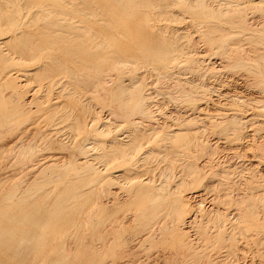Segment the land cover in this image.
Returning <instances> with one entry per match:
<instances>
[{"label":"bare ground","instance_id":"1","mask_svg":"<svg viewBox=\"0 0 264 264\" xmlns=\"http://www.w3.org/2000/svg\"><path fill=\"white\" fill-rule=\"evenodd\" d=\"M209 1L210 3L213 4V2H211L212 0H0V260L9 259L8 261L1 260L0 264H11L12 263L11 261L15 262V263L13 262V264H24V259H32L29 262V264H114V263H117L116 260L113 261L112 259H115L118 253H119L118 260H120V258L122 257L124 258L125 253L124 255H121L123 252H120L122 250V247L128 246V245L129 246L132 245L131 249L132 247H137L138 245L137 243L139 242V241H135V239L137 240V233L143 232L142 230L141 232H137L135 230L139 228V225L137 228L136 226L137 224L134 226L136 221L135 223H132V222L129 223L130 219L129 220L127 219L126 221V218H124L123 216L125 215V212L127 211L130 212L133 210H136L137 212L136 211L135 212L137 213L138 216H140L139 220L136 219L137 222L139 221L140 225L143 227L142 229H144V232L146 231L143 234L144 236L142 237L145 238L146 236V239H148L147 237L148 236L150 237L152 230L154 229L153 231H155L156 228H153V227L157 224V222L161 220L160 221L161 225H164L165 222L162 224V221H165V219L162 220V216L163 218L167 216L166 218L169 217L168 220H170L169 221L170 227H168L169 225L168 226L166 225L165 230H167V227H168V230L169 228L171 229L170 230L171 233L168 235V237L166 236L167 238L164 239L165 236L161 238L160 236L164 234L163 228L165 227L161 226L160 223L158 222L159 225L162 227L161 231L163 230V232H161L160 235L158 234L160 237L159 239L161 241L162 239H164L165 242L168 241V240L166 241V239H169L170 243L174 242V244H176L177 246H179L177 243L182 242L185 246V250L181 246L183 255L185 254L184 251H186V248H188L189 251L190 250L192 251L195 249L196 251H198V253L200 252V250H197L199 248L197 249L195 248L197 247V245L196 243L195 244L193 243V239H190L189 237L190 240H188L187 235L189 234L184 232L186 230V227L184 226H186L185 224L187 223L186 217L192 214L190 213L192 210L194 211L195 214L202 210V205H203L202 199H203V196L206 195L205 194L206 192L204 193L202 191H206V188L205 190L200 189V188L204 185L205 183L204 179L206 176L208 177L209 174L207 175L204 174L206 175L204 177V175L201 172L199 173L198 171L194 170L191 172V176H190L191 179H189L185 183L180 182L176 186L175 185L170 186L167 183L160 184L158 182L159 184H156L154 179L150 176L140 179L141 176H136V175H133L132 173L129 174V172L135 169L136 167L135 165H137L138 162L139 163L142 162L144 165H151L152 163H158L157 164L158 167L160 166L161 162L163 163L166 162L164 170L167 169V171L171 172V169L174 167V165L177 162V159L174 156V153L176 152L174 150H170V151L160 150L159 151V148L161 147V143L163 142L165 143L169 142L172 144L173 143L180 144L179 146L184 151V155H186L185 151L186 152L189 151L190 147L194 145L195 142L198 146V147L196 146L195 147L199 149L198 151L196 150V152H199L200 150H203V149H204L203 150L204 152L205 149L208 147V145L206 146V144L204 143L205 141L204 142L196 141L197 140L196 129L199 127L195 126L196 129H194L193 124H196V121L198 120L199 116L194 115L195 117H192L189 120L184 119L182 116H181L182 118L179 117L177 119H174L176 118L174 117L173 119L175 120V122L173 123L169 124L168 122H166V120H164L165 122L162 124L161 123L159 124L158 121L155 124L154 122L155 120H157V117H158V116L156 117L157 115L156 113L160 112L161 107H159V105L157 107L158 103H154L152 101L153 98L152 100H148V99H150V97H152L151 95L154 94L152 92L153 90H155L154 85L156 83V86H158L157 84L161 85L160 88H162L163 92L161 91V89L156 87L157 91L158 92L160 91L162 94L163 93L166 94V96L164 95L165 97L169 96V98H172L173 102L175 101V103L177 102V104L178 103L181 104V105L179 104L178 106H182L183 104V106L186 105L187 107H189L188 111L191 108V110H196V111L198 110L200 112H204V109L206 108L202 106L204 104L207 105L206 102L208 100L209 95L212 96L214 93L216 95L217 91L216 92L213 91L214 92L213 94L209 93V88L212 87L211 89L213 90L215 84L214 86H211V84H208L209 82L207 83V80L206 82L203 80L205 78L202 77L201 75L202 72H199L200 70L197 72L198 67L200 69V66L202 67V64L204 65L203 69H209V68L212 69L211 67H208L207 65L208 60L207 62L205 61L206 64H204L203 58L201 59L202 61L200 60L201 56L205 54V57H207L206 53H210V52L199 50L200 53L202 52V54L203 53L204 54L203 55L200 54L201 55L200 57L199 55H196L197 58H195L191 52H188L189 50L186 49V52L183 51V48L186 45V41L188 43L193 41V39L191 40L192 37H190L189 35H186V34H190L188 31L189 29L188 30L186 29L187 26L185 27V30L188 31L187 33L185 31L186 34H182V33L178 34L177 31L180 30L181 29L180 28L177 31H175L173 35L171 32L170 37L167 36L166 38L165 35L163 36V34L166 33L167 29H176L172 26L175 24H171V23L172 22L178 23V21H176L177 19L179 20L182 19L184 20V22L186 21V19L188 20L191 19V21L192 20L193 21L190 23H192L193 25H196L195 23L197 22V24L200 25L201 27L207 26L209 28V29L207 28L208 30L206 29L207 31L204 30L205 28L204 29L202 28L203 31L201 29V31L203 32V34L200 33V35H202L201 37H203L204 35L203 37L205 38L204 42H207V44L210 45L209 47L214 46L215 44V47L217 48V50H219V52L222 50L223 57L224 55H225V58L227 57L226 59L225 58L224 59L227 60L229 58L232 60V61L230 60L232 63L230 62L229 64L231 65L235 64L236 66H241L244 61L242 62L240 60L241 58L236 59V57L239 54H240L239 55L240 57L242 56V59L246 60L247 58H249L248 56L250 55H248L247 58L245 56L247 54H250L251 47L254 48V45L249 48L250 51L249 49L247 50L245 48L249 53H247L246 51V55L243 56V53L245 54V51H244L245 49L241 50V51H244L241 54L239 52L241 49L240 44H242V42L245 43L246 41L245 39H243L245 42L239 41V43H237V40L239 37H240L239 40L242 39L241 36H243L245 32L243 31L244 34L243 35L241 34L240 36H238L237 34H239L240 32L233 31V30L234 29L236 30L237 28L240 29L241 31L244 30V26L246 25V23L250 22L248 21L247 13L249 10L251 11V9L253 8L255 9V12L257 11L261 13L264 19V0H246L247 2L242 1L240 3L239 2L237 3V0H235L236 2H233V0L232 2L230 0H227V1L226 0H219V1L215 0V1H218L216 3L217 5L218 3L222 4L223 2H229V3L231 2L232 4L230 5L236 7V8L234 7V9L232 8L231 9L230 8L219 9L218 6L220 5L217 6V9H215L213 5L212 6L214 8L213 9L209 6L211 5ZM245 3L246 4L248 3V7L245 5L246 8L244 9L243 5ZM174 8L178 9L177 11L179 12V14L176 15V13L173 11ZM254 9H253V12H254ZM257 12L256 14H258ZM151 16H155V18L152 19ZM249 16H251V14ZM154 19H156L159 22V24L160 22L163 23L161 25H163L164 30L160 29L159 33L161 32V37L158 35L159 39L158 37L155 38V35L157 33H155L154 31L156 28L155 27L156 25L153 22ZM263 19L261 20L264 21ZM222 21L225 23H223ZM257 21H256V25L257 23H259ZM180 22L178 24H181ZM216 22H219V23L222 22L221 23L222 27H223V24L226 25V23H228L230 24V27L234 29L227 30L225 29L227 27L222 28L221 25L218 26ZM253 22L255 21L253 20ZM251 24L253 25V23L248 24V27H249L248 29L252 27ZM189 26L191 27V24ZM258 26H260V24H258ZM258 26L257 27L254 26V27L257 30H259L258 31L260 32L259 35H257L258 34V32H256L257 30L254 31L255 29L252 27L253 28L252 32L257 33V34L255 33V35L257 36L253 37V41L256 42L257 44L260 41H262L264 37V31H263L264 29L263 30L259 29L263 26V24L259 28ZM195 27L198 28V32H199L201 27L197 25ZM193 30L191 29V31ZM193 33L195 34V31ZM246 33H250V32L248 31ZM187 36L190 37L188 39L189 41L186 40ZM194 36H197V35H194ZM234 36L238 37L236 41L235 39H233ZM198 39H200V36ZM200 40H196V41H200ZM228 41H231V44L234 42L233 45H235V43L238 46L240 45L239 51H238V46L236 45L235 46L237 50L236 48L231 49L234 47H232L233 45H231L230 47V42ZM247 41L250 42L249 40ZM201 42L202 41H200L199 43ZM192 43L190 44L192 45ZM228 43H229V46H228ZM251 43L253 44L252 41ZM249 44L250 43L248 44L246 43L245 45L243 44L242 47L244 48L246 45H249ZM191 45L190 47L193 46L192 49L194 50H195L194 47H196V49L198 48L195 45H192V46ZM202 45H205V43ZM186 46L188 48V44ZM207 46L205 47L206 49H207ZM260 47L261 46H259V48ZM201 48H203V46ZM256 48L258 49V47ZM263 48L261 47L260 49H263ZM260 49H258L259 52L261 51ZM217 50L216 51L214 50V51L217 52ZM195 52L196 51H194V53ZM215 52L212 54L214 55ZM190 54L194 58L190 56ZM212 54L210 53L211 56ZM254 54L252 56V51H251L252 58L250 59L251 60L253 59L252 61H256L257 64H261L262 66V64L264 63V55H263L264 53L263 54L260 53V55H257L258 56L257 59L254 57ZM209 60L211 61L212 59H209ZM210 61H209V64H211ZM247 61L248 59L244 63H246ZM227 63L226 65H228ZM216 64L215 65L211 64L210 66L212 65L216 66ZM248 64H253V63L248 62ZM193 65L196 66L197 69L196 67H193V70L192 69L190 70V68ZM183 66L185 67V69H182L183 71L184 70L187 71L188 68L186 67H189V70H190L189 73L191 71L192 73L196 71L198 75L200 74L202 77V79L200 77L199 78L203 80V82L208 84V86L210 85L211 87L210 86L208 87L206 86V84L201 83L200 79H199L200 81L195 80L198 78V76L194 79L195 81L193 82L187 80L186 76L188 75H186V72L185 73L183 72L182 73L183 75H181V73L180 74L178 73L179 75H181V77L178 76L179 77L178 78L176 76V70L179 68L181 69V67ZM205 66L208 68H205ZM145 67L146 68L150 67L148 69L152 68L154 72L152 70L151 71L155 74L154 85L149 83L150 85H153V88L149 87L153 89L151 92L152 94L149 92L151 94L150 96H148L149 94L147 95L148 90L146 93L147 87L145 88V86L147 85L144 84L145 83L144 81H146L145 79L146 77L143 78L145 80L142 79L144 82L143 83L142 80L140 79V77L142 76L141 74L140 76L137 75L139 78L135 76L134 77L131 76L132 73L134 75V73L136 74V72H140L138 70L145 68ZM234 67L233 68L229 67L230 69L228 71H230L231 69L233 70ZM217 68H214V71L210 70L211 72L209 71L205 75L209 76L210 74V76H212L213 74L211 75V73H214V72L217 73L216 71H219ZM126 70H127V73L131 72L130 73L131 74L130 76L132 77L131 79H130V76H128L129 74H127L126 72L125 74L128 79L127 80L125 79L126 76L124 78L125 80L122 78L124 77L122 76L124 75L123 72ZM221 70L222 69H220V72ZM143 71L146 72V70H143ZM114 73L117 74L115 78L112 77L114 76ZM120 73L122 75H120ZM148 73L147 75L151 76L149 75L150 73L149 74ZM142 74L144 75V73ZM259 74L261 76L262 81L264 82V70L260 69ZM184 75L185 77L182 78ZM110 79H112L111 80L112 82L113 81L115 82L113 83L116 84L115 85L116 87H114V84L109 81ZM152 79H153V75H152ZM211 79H213V77H211ZM216 80L218 81V79ZM108 82L112 84V86L114 87L113 89H112V86ZM106 83L109 84L110 89L104 88ZM219 83H221V80L219 81ZM185 84L186 86H184ZM187 84L188 86L189 85L190 86L187 87ZM221 86H224V85H221ZM151 89H149V91H151ZM221 89L220 91H222ZM232 92L233 91H231V93ZM224 93L225 91L223 92V94ZM83 94H86L85 97L83 96ZM159 95L156 94V96H159ZM227 97H230V96H227ZM263 98L261 97L258 99L261 100ZM211 100L212 99H210V101ZM230 100H233V97ZM166 101L168 100L166 99ZM226 101H223L224 104L226 103ZM250 101L251 100H249V103H252V105L255 103L258 104L259 102V100H256V102L254 100V103L253 101L251 102ZM150 102H153L154 105ZM161 102L163 104V100L160 101V103ZM170 102H172V100H170ZM218 103L221 104L220 101ZM236 103H239V105L241 104L240 102H236ZM236 103H233V104H236ZM263 103L259 102V104L257 105L259 110L264 109ZM220 104H218L219 107L224 106V104L222 105ZM242 104H245V107H246V103L243 102ZM152 106L153 107L155 106L157 109L155 107H154L155 109H153ZM169 106L171 105L169 104ZM178 106L177 108L179 109ZM229 106L228 108L232 109L234 105L233 106L229 105ZM103 107H106V109H108V113H109V110L112 111L109 114L113 115V117L114 115L118 116L117 117L118 119L117 118L115 119L117 121L119 120L118 122H120V120L126 121V122L123 121L124 123H126L124 125H126L130 129L129 132L124 131L127 134L126 137H124L123 135V138H122L121 136L117 135L119 134L118 131L120 130L119 129L120 127L121 129L125 128L124 125L116 124L117 122L115 123V121L113 122L109 118H108L109 120H107L105 116H103L105 117L103 120V117L100 115L101 113L99 114L100 111H98L99 110L98 108H103ZM172 107L174 108V106ZM206 107L208 108V106ZM226 107L223 109L229 110ZM250 107L249 105H247L248 110ZM210 108L211 106L209 107V110ZM238 108H240L238 109L239 110L238 112L240 114L241 107L239 106ZM255 108L254 110L257 111L256 113H259L258 109H255ZM185 109L187 110V108H184V110ZM234 109H235V106H234ZM212 110H214L213 106H212ZM212 110L210 111L212 112ZM243 111L241 113L246 115V113H244ZM200 112H198L197 115H199ZM211 112L208 113L207 111H205L204 114L208 113L209 115ZM235 112L237 113L236 110L224 112L225 115L229 114L230 118L228 121L225 118L227 122L224 125L222 123V132L223 131L225 132L228 130H231V131L234 130L235 135L233 136V138L236 136L237 133H238L237 136L239 137L236 136L234 139H232L230 136L229 137L233 140V142L234 141L241 142L244 136L241 137L242 132H241V135H239L240 134L239 131L243 123L242 122L243 119H247V118L246 117L242 118L244 116L240 117L241 115L239 116ZM246 112L248 111L246 110ZM260 112H263L264 114V111H260ZM222 113L223 112H221V114ZM251 113H253V111ZM98 114L101 116V118L98 117L99 116ZM163 115H165V113ZM186 115L188 116V114ZM214 115H216V113H214ZM220 115L218 117H220ZM136 116H138V118H141L142 125L144 126V128H141L139 130L140 131L139 133L134 131V127H136L134 126L135 122L132 123L130 121V119L132 118L134 119V117ZM202 116L205 117V115H202ZM109 117L111 118V116ZM206 117L211 118L207 115ZM222 117H225V116L222 115ZM163 118L168 119L167 117L166 118L163 117ZM213 118L215 120V116H213ZM202 119L207 120L206 118H202ZM251 119H254V118H251ZM135 120L136 119H134V121ZM153 120L154 122H152ZM168 120H170V117ZM220 120L218 118L217 122ZM139 121L137 120V122ZM222 121H223V118H222ZM257 121L259 122V120H256V122ZM260 123H258L260 127H257V123L254 122V124H256V127L258 129L262 128L261 124H263V122L261 124ZM217 124H220L221 126V123L218 122ZM197 125H200V124H197ZM251 125L252 124L250 122L249 126ZM216 126L218 128V125ZM245 127H242L244 131H246ZM215 128H213V130H211L210 128L209 131H206V132L207 133L209 132V134L212 137V133L214 132V130L216 132L217 128L216 129ZM249 128L252 129L253 127H249ZM257 128L255 130H257ZM206 129L208 130L207 127ZM210 131L211 132L213 131V132L211 133ZM112 133H113V136L111 135ZM122 133H120V135ZM226 133H224V135L222 134L223 137L226 135ZM114 134H116L117 136H114ZM219 134L221 133L218 132L217 135ZM252 134L254 135V134H259V133H252ZM227 136L226 138H228ZM261 136L264 137L263 135ZM261 136L260 138L258 135L256 137H258V139H261L262 138ZM108 137H110L111 139L107 140ZM214 138L212 137V139L215 141V139L217 140L221 137L219 138L217 137L215 139ZM245 139H248V137L247 138L245 137ZM227 141L228 140H226V142ZM259 141H258V144L260 143L262 144L261 140ZM262 141L264 140L262 139ZM212 142L208 144L211 146ZM222 144L226 145L225 142H222ZM255 144L253 145L254 147L258 145V144L256 145ZM261 144L258 145V147L260 146L261 149L264 150L262 148V146L264 145L261 146ZM226 146H228V144ZM144 148L147 150H144ZM255 148H257V146ZM176 149H177V146H176ZM243 149L244 148H242L241 150V147H240V151H242L241 152L242 154L245 152V150ZM165 150H169V149H165ZM230 150L233 151L234 148L231 149L230 147ZM257 150L259 149H256V151ZM246 151H248V149ZM206 152H209V151L206 150ZM216 152H218L217 149H216ZM236 152L234 151L233 155L232 154L231 155L235 157L234 154ZM255 152H254V155L257 153ZM259 152H260V155H258L257 157L262 156L261 153H263V156H264V152H262L261 150ZM10 153H13V154L15 153V157L14 158L12 157L13 158L12 160H11V157L9 156ZM199 153H201V151ZM251 154L250 156L253 158L254 155L252 156ZM201 155L202 154H200L199 156ZM243 155L242 157L246 156V155L245 156ZM202 156L203 157L205 156L204 153ZM207 157L209 156H206V158ZM212 158L213 157H210V159ZM230 159L231 158H229V160ZM206 160H208V158ZM226 160L228 162V158ZM188 161L190 163V161H193V160L189 159ZM224 162L225 160L222 162V164ZM230 162L228 163L231 164L232 162L231 163ZM195 163L196 162H194V164ZM203 164H204V161H203ZM229 164H227V166ZM239 164L240 163H238V166L240 167H238L237 169L241 172L244 169H242L241 165ZM244 165H242V167H244ZM250 165L251 164L248 165L249 168L256 164L252 163V165L251 166ZM204 166H209V165H204ZM219 166L221 167L222 165H220L219 163ZM227 166L225 164L224 167H227ZM231 166H234V165H231ZM235 166L237 165L235 164ZM209 167H212V166H209ZM224 167H221V169ZM229 167H227L228 169L225 168L226 171L231 170L229 169ZM160 168H161V171H163L162 164ZM231 168L234 171H236L235 170L236 168L235 169L233 167ZM211 169H214V167ZM253 169H257V168L254 167ZM208 170H210V168ZM238 170L236 171V173L239 172ZM249 170L246 169L243 172H246ZM254 172L255 171H252V173ZM19 173H21V176L23 173L22 179L15 180V177H17ZM221 173L223 175L224 172H221ZM225 174L226 173H224V175ZM247 174L249 176L248 172ZM253 175L254 174H252L251 176ZM229 176L232 177L231 175ZM238 176H239V179L242 180L243 176L240 174H238L237 177L235 178L238 179ZM256 176L258 178V174ZM209 177L211 180V176ZM209 177H208V180H209ZM225 178L226 177L224 176V179ZM232 178H234V176ZM243 178H245V176ZM246 178H245V182H248ZM261 178L259 179L255 178L256 179L255 181L259 180L260 182L263 183L264 178L262 179L263 181L260 180ZM250 179L251 181L254 182V179L253 180L252 178ZM226 180H227L226 181L227 183L228 179ZM229 181H231V179ZM259 181H257L258 182L257 185H259L260 183ZM220 182L218 183L217 181L218 184H220ZM245 182H243V184ZM249 182L248 184H250ZM253 182L251 183L252 185H254V188H255V186L257 185H256V182H254L255 184H253ZM227 184L229 185V182ZM223 185L224 186H222V183H221V186L225 190L229 188V186L225 188V184ZM233 185H237V182L236 184L234 182ZM112 186L116 187L117 189L112 191L111 189L113 188ZM126 186L127 187L129 186V188L127 190V195L126 196L124 195L125 196V200H124V198H121L117 194V192H118V188L119 189L122 188V190L123 189L125 190ZM243 186L244 187L248 186L246 188H249L250 185L244 184ZM219 187L220 185H218L219 191L224 190L223 188H221L222 190H220ZM231 189L230 191H228L229 189H227L226 190L227 192H224L223 194L225 195L226 193L227 195L228 192L229 193L231 192ZM233 189H235V187H233ZM239 189L241 188H239L238 186V190ZM244 189H241V190L244 191ZM257 189L255 188V191ZM122 190H119V192H121ZM236 190H237V186H236ZM248 190H251V189H248ZM253 190H252V195L255 192ZM260 191L263 192L261 188H260ZM238 192H237V195H239ZM203 193L205 195H203ZM213 194H217V193H213ZM240 194L243 197L245 193L244 194L240 193ZM246 194L244 196H246L245 199L247 201V198L249 199V197L251 196V193L249 197H247L248 195ZM218 195H214L215 197L212 196L213 200L219 197L221 199V193ZM233 195L235 196V194ZM225 197L226 196H224L223 198ZM199 198H201V202H199ZM235 198H232L234 201L231 200V202H235ZM191 200H194V201H191ZM242 200L243 199L241 198L239 202ZM252 200L251 202L253 203H249V201L248 203H245L244 202L245 200L243 201L245 207H244V211H242L243 212L242 218L239 220V222H238V219L235 218L234 214L236 213L234 214L232 213L235 218V220H232V221L234 222L237 220L239 225L237 226L236 224L237 222L233 223L231 220L230 221L233 223V225L239 228V231H240L239 233L242 235L240 236L241 239H238L236 237L239 241L235 238V234H229L231 231L229 233L227 232L228 228H226V226H228L227 223L229 222V220L226 223V217L228 215L226 212L227 211L226 207L222 206V208H226V211L225 209L222 210L221 208V210H219L218 207H215L217 209L215 210L214 208L213 210L215 211L213 213L212 211H210L214 215L213 216L211 214L212 217L210 219L207 218L210 215H207L205 217L202 213H200L204 216L205 221L206 219H208L207 221L212 220L213 222H215V226H214L215 229L213 228L214 229L213 234L210 232L211 231L210 229L211 227H209L210 225L207 227V229L209 228L210 231L209 230L208 231L211 233L210 235L216 234L212 237V240H213L212 242L213 244H215L214 246H216L217 244L218 248L220 247L219 251H217V249H215L216 250L215 251L214 246L210 244L211 241H209L207 244H203L205 243V240H203L204 237L206 236L205 239L206 241H208L211 236L209 235L210 237L208 239L207 235L205 236L203 235V237L200 235L203 238L202 244L204 246L207 245V247H209L208 244L212 245V247L210 246V248H213V249H211L210 252H212V250H214V252H218L217 253L218 255L216 254V257L214 259H208L209 260L208 264H246V263L249 264L248 260L247 261L245 260L246 262H244V259L246 258H244L243 257L244 254H242L245 252H247L248 254L249 253L248 251H250V254H252L253 257L254 256L258 257V259H261L264 262V220H262L261 217H258L259 216L258 210L256 209L258 208L256 207V205L258 204H255L254 200L253 201ZM221 201L220 202L217 201V203L219 204L223 202L228 203V199L226 200L223 199V202ZM215 202L216 201L214 200V203ZM217 203H215L214 206ZM241 203L242 202L239 203L240 205L238 203L237 204L238 206L243 207ZM219 204L218 206H220ZM237 204L235 203L234 205L237 206ZM212 205L213 204L211 203V206L207 208L212 210L213 208ZM229 205L230 207H232L231 208L232 210L233 206H231V204ZM235 206H234V209H235ZM258 206H261V205H258ZM230 207H228L229 208L228 211L230 210ZM205 209L206 207L204 208V210ZM238 209L240 210L239 207ZM208 211L209 210H207V212ZM220 211L222 212L224 211V212L221 213ZM128 212L126 214H128ZM207 212H204V213H207ZM235 212H238V211L236 210ZM200 214H197V215H200ZM259 214H262V213H259ZM83 215H87L88 217L91 216L89 217L90 223L89 222L87 223L91 225L90 227H92L91 229L92 231L89 229V227L88 228L86 227L92 233L91 234L89 231L90 236H86L83 233L84 227L87 226L85 225L87 223L85 224L83 223L87 219V217L84 216L86 218L84 220ZM138 216H135L133 218L131 217V218L134 221V219ZM193 217L196 218L194 214H193ZM199 217H202V216L201 215L198 216V219L201 221L202 219H204L203 217L202 219H200ZM189 219H192V217L190 216ZM198 219L196 218L195 220H198ZM201 221L200 222L198 221L199 223H197V221L196 222L194 221V223L200 224ZM126 222L130 224V228L128 226L129 224ZM206 222H205V227L208 225V224L206 225ZM124 223L128 225H124ZM131 224H133L132 227H135V228H132L134 229L133 231H135V232L132 231V234L133 233L136 234V235L135 234L133 235L134 237L136 236L135 239L131 235V232L128 231V230H131ZM123 225L125 227H122ZM188 225L190 224L188 223ZM192 227L194 228V225H192ZM202 227H200V229H202ZM111 229L113 230V232H111L112 231ZM197 229L200 230L199 228ZM207 229L205 228L204 232H206ZM216 229H217V232H215ZM119 230H121V232ZM139 230L140 229H138V231ZM156 230L160 232L159 229H156ZM87 231L88 230H86V233ZM125 231L127 233H125ZM170 231H168V233ZM194 231L195 230H193V232ZM196 231H195V236L197 235ZM128 232H130V234H128ZM204 232L203 234H205ZM111 233L113 234L111 235ZM200 233L202 234V231H200ZM153 234H156V233H153ZM154 236L151 235V240H152V237ZM157 238L158 237L153 238V240ZM153 240L151 241V245H152V242H154ZM240 240H244V241L240 242ZM251 241L254 243L252 244L253 246H255V248L254 249L252 248V250H248V249L246 250V247H251L252 245L250 244ZM162 242L159 244L156 243V245H160L162 244ZM148 243H150V241H148ZM148 243L145 242V243H142V245L143 244L146 245ZM167 243L166 245H169V249H170V244L169 243L167 244ZM237 243H240V244L238 245ZM164 244L162 245L163 247H164ZM201 245L199 247H201ZM153 246H155V243ZM171 246L173 247V244H171ZM158 247L160 249V246ZM172 247L171 249L173 250L174 247L173 248ZM207 247L205 248L206 255L203 250L205 256L202 257L201 255L203 254H201L199 255V257L207 258L208 256H210V255L207 256V253H209L208 250L210 249V248L208 249ZM144 248L145 246H143L142 249H139V248L137 249H139V251L140 250L142 251L144 250ZM149 248H151V246ZM166 248L168 247L166 246L164 251L167 250ZM201 248L204 249V247H201ZM119 249L121 250L118 251ZM169 249H168V252L166 251L167 254H169ZM125 250L126 249H124V252ZM153 250L154 248H152L150 253H154L152 252ZM162 250L163 249H161V251ZM238 250L241 251L242 253L237 255L236 252ZM132 251H130L132 254L133 252L135 253V251L133 252ZM146 251L148 250L146 249ZM146 251L143 252L144 255L145 254L147 255ZM149 251H148V254H150ZM154 251H156L157 253V250H154ZM177 251H179L178 248L174 250V253H176ZM138 252H136L135 254L138 255ZM180 252H181V249H180ZM180 252L179 254L182 253ZM220 253L223 255V257L222 255L220 256ZM132 254H131V257L135 255V254L133 255ZM146 255L145 257L143 256L142 257L146 258ZM234 255L235 256L237 255L238 259H235ZM138 256L141 257L140 255ZM138 256L137 258H139ZM174 256H176V254ZM184 256L186 258L183 257V259L185 258V261H186L188 258V261L185 262L179 257L180 264L182 261H184L182 262V264L183 263L186 264L187 262H190V261L196 262L194 259L196 260L198 259V256L193 259L191 257L192 260H189L190 256H188V254L187 255L185 254ZM153 257L151 256V258ZM165 257H168V256L165 255ZM170 257L171 256L169 255V258ZM210 257L212 258V256ZM129 258H127V260ZM133 258L134 257L131 258L132 259L131 261H134V262H131V263L138 264L139 261L136 262V260H140V258L137 259L136 256L134 260ZM202 258H199V260L197 261H200ZM242 258H244L243 261H241ZM17 259H22V260L18 261ZM253 259L251 260L253 261ZM123 260H120V261H123ZM163 260H161L162 263H163ZM129 261H127V263ZM171 261H175V260H171ZM258 261L259 260H257V262ZM140 262L142 263L144 262V260ZM147 262H149V260H147ZM152 262H150L149 264H151ZM206 262L205 264H207ZM253 262L256 263L255 260ZM253 262L252 263L250 262V264H254ZM123 263L125 264V261ZM165 263L167 262L165 261L163 264ZM119 264H122V263H119Z\"/></svg>","mask_w":264,"mask_h":264},{"label":"rangeland","instance_id":"2","mask_svg":"<svg viewBox=\"0 0 264 264\" xmlns=\"http://www.w3.org/2000/svg\"><path fill=\"white\" fill-rule=\"evenodd\" d=\"M214 1H215V0H212V1H211V2H213V4L210 3V1H209V3L211 4V5H209V6H210L211 8L214 7L215 9H217V6H218V5H220V6L222 5L221 8H220V6H218L219 9H223V8H225V9H227V8H230V9L232 8V9H234V7H235V6L230 5V4H232V3H231L232 0H230V1H231L230 3H229V2H223L222 4H221V3H218V5H217L216 3H217L219 0H218V1H215V2H214ZM226 1H227V0H226ZM242 1H243V2H244V1L247 2L246 0H237V3H238V2L240 3V2H242ZM233 2H236V1L233 0ZM223 4H224V5H223ZM226 4H227V5H226ZM228 4H229V5H228ZM213 5H214V6H213ZM245 5L248 7V3H247V4L245 3V4L243 5L244 9L246 8ZM212 6H213V7H212ZM238 6H239V5H238ZM214 8H213V9H214ZM235 8H236V7H235ZM237 8H238V7H237ZM253 9H254V8H253ZM253 9H251V11H250V10L248 11V13H247V18H248V21H250V22L246 23L247 26L245 25V26H244V30H242V31H241L240 29H238V28H237L236 30H235L234 28H231V27H230V24H228V23H226V25L223 24V27H222L221 23H222L223 21L220 22V23H219V22H216V23H217L218 26L221 25L222 28L227 27V28H225V29H227V30H232V29H234L233 31L240 32L239 34H237L238 36H240L241 34L243 35L244 32H245L244 35H246V36H244V35L241 36L242 39L239 40L240 37L238 38V37H236V36H234V38H233V39H235V41H236V39L238 38L237 43H239V41H244L243 39H245L246 42L244 41L245 43L242 42V44H240L241 46L239 45L240 48H241L240 51H239V46H238L236 43H235V45L238 46V51H239L241 54H242V52L245 51V54L243 53V56H245V55H246V51H247L251 46L254 45V48H255V49L251 47L252 56H253V54L255 53V54H254V57L257 59V57H258L257 55H260V53H262V54L264 53V48H263V47H264V41H263L264 37H263L262 41H260L258 44H257L256 42L253 41V37H254V36H257V35L260 34V32H258L259 30H257L254 26L257 27L258 24H260V26H258V28L261 27L262 24H263V26H264V23H262V22H264V21L261 20V19H263L262 14L259 13V12H257V11H256V12H257L258 14H256L255 9H254V12H255V13H254V12H253ZM177 10H178L177 8H176V9L174 8V10H173V11L176 13V15L179 14V12H178ZM250 12H251V13H250ZM249 13L251 14V16H249V15H250ZM252 13H253V14H252ZM255 14H256L257 16H256ZM260 14H261V15H260ZM258 15H260V16H258ZM151 17H152V19L155 18V16H151ZM250 17H252V18H250ZM255 17H256V18H255ZM259 17H260V18H259ZM261 17H262V18H261ZM249 18H250V20H249ZM253 18H254V19H253ZM258 18H259L260 20H259ZM255 19H257V20H259V21L255 20ZM181 20H182V19H180V20L177 19L176 21H178V23H179ZM187 20H188V19H186L185 22H184V20H182V21L180 22L181 24H178L177 22H174V23L172 22L171 24H175V25H172V26H173L174 28H176V29H167V30H166V33L163 34V36L165 35L166 38H167V36L170 37V36H171V32H172V35H173V33H175V31H177L178 29L181 28L182 31H181V29H180V30L177 31V33H178V34H180V33H182V34H186V33L189 31L190 34H186V35H189L190 37H192L191 40L193 39V41H194V42H193V41L190 40V41H191L190 43L193 42L192 45H195V46L198 47L197 49H196V47H194V48H195V50H194V49H192L193 46H192L190 43H188V42L186 41V45L188 44V48H187V46L185 45L186 48H185V47L183 48V51H184V52H186V49L189 50L188 52H191L192 55H193L195 58H197L196 55H199V57H200L201 55L204 54V53L202 54V52L200 53L201 50H202V51H205V52H210L211 54L214 53V52L217 50V48L215 47V44H214V46L209 47L210 45H208L207 42H204V41H205V38H203L204 35H203V37H201L202 35H200V33L203 34L202 31H203L204 28H205V29H204L205 31H207L209 28H208L207 26H206V27H205V26L201 27L200 25L197 24V22L195 23V21H194V23H195L197 26L201 27V28H200V31H201V29L203 28L201 32H200V31L198 32V28L195 27L196 25H193L192 23H190V22H192L193 20L191 21V19H190V20H188V22H187ZM253 20H254L255 22H253ZM263 20H264V19H263ZM156 21H157L156 19L153 20L154 24L156 25V26H155L156 28H155L154 31H155V33H157V34L155 35V38H157L158 35L161 37V32L159 33L160 29H161V30H164V29H163V25H161V24H163V23L160 22V24H159V22H158V21L156 22ZM256 21L259 22V23H257V25H256ZM183 22H184V23H183ZM188 23H189V24H188ZM216 23H215V24H216ZM218 23H219V24H218ZM223 23H225V22H223ZM250 23H253V25H252V24H251V25H252V27L255 29L254 31L257 30L256 32H258V34L255 32L257 35H255V33L252 32L253 28L251 27V25H250L251 28L248 29V28H249V27H248V24H250ZM176 24H177V25H176ZM186 24H187V25H186ZM190 24H191V27L194 26L195 28H194V27L191 28V27L189 26ZM158 25H159V26H158ZM192 25H193V26H192ZM227 25H228V26H227ZM157 26H158V27H157ZM186 26H187V27H186ZM263 26L261 27L262 29H261V28H259V29H260V30H263V29H264ZM160 27H161V28H160ZM185 27H186L187 30H188V29H189V30H188V31L185 30ZM188 27H189V28H188ZM246 27H247V28H246ZM157 28H159V29H157ZM183 28H184V29H183ZM207 28H208V29H207ZM191 29H192V30L194 29V30L191 31ZM195 29H196V30H195ZM206 29H207V30H206ZM245 29H247V30H245ZM172 30H173V31H172ZM157 31H158V32H157ZM179 31H180V32H179ZM185 31H186V33H185ZM190 31H191L192 33H191ZM194 31H195V34L193 33ZM205 31H204V32H205ZM243 31H244V32H243ZM248 31H249L251 34H250V33H246V32H248ZM263 31H264V30H263ZM183 32H184V33H183ZM155 33H154V34H155ZM158 33H159V34H158ZM168 33H169V34H168ZM196 33H197V34H196ZM198 33H199V34H198ZM182 34H181V35H182ZM191 34H193V35H191ZM194 35H197V36H194ZM235 35H236V34H235ZM189 36H187L186 40H188V39L190 38ZM193 36H194V37H193ZM199 36H200V39H201V40L198 39ZM246 37H247V38H246ZM248 37H249L250 39H249ZM158 39H159V37H158ZM158 39H157V40H158ZM196 40H200V41H202L203 43H202V42L199 43L200 41H196ZM247 40H249L250 42H248ZM188 41H189V40H188ZM195 41H196L197 43H196ZM231 41H232V40H231ZM231 41H228V42H230V47H231V45H233L234 42H235V41L233 40L234 42L231 44ZM251 41L253 42V44L251 43ZM195 43H196L197 45H196ZM204 43H205V45H202V44H204ZM240 43H241V42H240ZM246 43H247V44L250 43L251 45H250V44H249L250 46H249V45H246V46L243 48L242 45H243V44L245 45ZM206 44H207L208 46H207ZM190 45H191L192 47H190ZM201 45L203 46V48H201V47H202ZM216 45H218V44H216ZM235 45H233L232 47H234V48H231V49H235V48H236ZM255 45H256V47H258V49H260L261 47H262L263 49H260L261 51L259 52V50L255 47ZM258 45L261 46V47L259 48ZM206 46H207V49L205 48ZM228 46H229V43H228ZM247 46H249V47H247ZM208 47H209V48H208ZM190 48H191V49H190ZM200 48H201V49H200ZM211 48H212V50H211ZM213 48H214V49H213ZM245 48H246L247 50H246ZM205 49H206V50H205ZM243 49H245V50H244V51H241V50H243ZM192 50L196 51V52H195L196 54H195L194 51H192ZM199 50H200V51H199ZM214 50H215V51H214ZM236 50H237V48H236ZM255 50H256L257 53L255 52ZM257 50H258V51H257ZM211 51H212V52H211ZM249 51H250V49H249ZM251 51H250V54H247V55L245 56L246 58H247L248 55L251 56ZM258 52H259V53H258ZM193 53H194V54H193ZM197 53H198V54H197ZM210 53H206V54H207V55H206L207 57H205V54H204L203 56H201V57H200V60L203 58L204 64H206L205 61L207 62V60H208V62H207L208 64H207V65H208V67H211L212 69H210V68H209V69H203V68H204V67H203V66H204L203 64H202V67L200 66V69H199V67H198V69H197V67L194 66V65L190 68V70H191V69L193 70V67H196L197 72H198L199 70H200L199 72H202L201 75H202L203 78H205V79H203L205 82H206V80H207V83L209 82L208 84H211V86H214V84H215V86H214V89L216 88L215 90H214V89L212 90V89H211L212 87L209 85V86L211 87V88H209V93H210V94H211V93L213 94V93H214L213 91H215V92L217 91V92H216V95H215V93H214L212 96L209 95L208 100H207V102H206L207 105L204 104L205 106H204V105L202 106V107H205V108H206V109H204V112H200V111H198V110H197V111H196V110H191V108H190L189 111H188V108H189V107H187L186 105L183 106V104H182V106H178L180 103L177 104V102H176V103H175V101L173 102V99H172V98H169V96H167L170 100H172V102H170V100H169L167 97H165L166 94H164V93L162 94L160 91H159V92L157 91V88H159V89H161V91L163 92L162 88H160L161 85L157 84L158 86H156V83H155V80H154V79H155V78H154V77H155V74L153 73L154 71H153L152 68H151V69H148V68H150V67L142 68V69L138 70V71H140V72H136V74L134 73V75H133V73H132V75H131V74H130L131 72H128V73H127V70L124 71V72L122 71L124 75L121 74L122 72L120 73V75L124 76V77H122L123 79H124L125 76H126L125 72H126L127 74H129L128 76L131 75L132 77H134V76H135V77H138V76H140V74H141V75H142V76L140 77L141 80H142L143 78L146 77V78H145L146 81H144L145 83L143 82V80H145V79H143L142 82H143L144 84L147 85V86H145V88H146V87L148 88V89L146 88V93H147V90H148L147 95L149 94L148 96H150L152 93L155 94V95L152 94V95H151L152 97H150V99H148V100H152V98H153L152 101H153L154 103H158V104H157V107H158V105H159V107H161L160 109L162 110V111L160 110V112H162V113L157 112V113H156L157 115L155 114L156 117L158 116V117H157V120H155V122H154V120L152 121V122H154L155 124L157 123V121L159 122V124H160V123L162 124V123L165 122L164 120H166V122H168V123L170 124V123L175 122L174 119H177V118H179V117H181V116H182L184 119H187V120L191 119L192 117H195L194 115L199 116V117H198V120L196 121V124H193V128L196 129L195 126H198V127H199V128L196 129V135H197V136H196V137H197V140H196V141H197V142H198V141H199V142H200V141H203V142L205 141L204 143L206 144V146L208 145V147L205 149L204 152H203L204 149H203V150H200L201 153H199L200 151H199V152H196V150H197V151L199 150L198 148H196V147H198L197 144H196V142L194 143V145H192V146L190 147L189 151H187V152L185 151V154H186V155H184V151L180 148V146H179L180 144H176V143H173V144H172V143H169V142H166V143L163 142V143H161V147L159 148V151H160V150H161V151H170V150H174V151L176 152V153H174V156H175V158L177 159V162H176V164L174 165V167L171 169V172L167 171V169L164 170V168H165V163H166V162H165V163L161 162V164H162V168H163L162 170H163V171H161V168H160V167H161V164H160V166L158 167V165H157L158 163H152L151 165H144L142 162H140V163L138 162L137 165H135V166H136L135 169H134L133 171L129 172V174L132 173L133 175L141 176L140 179H143V178H145V177H149V176H150V177H152V178L154 179V181L156 182V184H159V183H160V184H161V183H164V184H165V183H167V184H169L170 186H174V185L176 186V185H177L178 183H180V182H184V183H185L186 181H188L189 179H191V177H190V176H191V172L194 171V170L198 171L199 173L201 172L203 175H204V174H206V175L209 174L208 177L211 176V180L214 178V179L211 181V180H210V177H209V180H208V177H207L206 175H204V177L206 176L207 178L205 177V179H204V180H205V183H204V185L200 188V189H203V190H205V188H206V191H202V192H204V193L206 192V193H205L206 195L203 193V195H205L206 197L203 196V199H202V203H203L204 207H203V205H202V203H201V205H202V210H201L200 212H198V213L195 214L194 211L192 210V211L190 212V213H192V214L188 215L189 217H188V216L186 217V218H187V219H186L187 223L185 224L186 226H184V227H186V230H185L184 232H186L187 234L190 235V236L187 235V236H188V240L193 239V243H194V244L196 243V245H197V247H195L196 245H195L194 247H195L196 249L199 248V249H197V250H200L199 253H198V251H196L195 249H194V250H195L196 252H195L194 250H192L193 252L190 250V251H191V252H190L189 249L186 248V251H184V253H185L186 255L188 254V256H190V257H189V260H192L193 258H196L197 256H198V259H197V260H199V258H202V257H204V256L206 255L205 248L207 247V245H205V246H206V247H205L203 244H207L209 241H211L210 244H212L213 246L215 245V244H213V242H212V241H213V240H212V237H213L214 235H216V234H214V235H210L211 233H212V234L214 233L215 222H213L212 220L207 221L208 219H210V218L212 217V215H213L212 213L217 209V208H215V207H218L219 210H221L222 206L227 208V211H226V208H222V210L225 209V211H226L227 214L229 215V216L227 215V217H226V223L228 222V220H229V222H231L232 220H235V218H237V219H238V222H239V220L242 218V213H243L242 211H244V207H245L244 202H245V203H248V201H249V203H253V202H251V200L253 199L255 204L261 205V206L256 205V207H258V208H256V209L258 210V215H259L258 217H261L262 220H264V199H263V198H264V182L262 183V182H260L259 180H257V181L260 182L259 185H257L258 182L255 181L256 179L261 178V176H262V178H261L260 180H261V181L264 180V179H263V178H264V175H263V174H264V165H263V164H264V156H263V153H261V155L263 156V158H262V156H260L261 158H260V157H257L258 155H260V152H259L260 150H261L262 152H264V150H262L260 146L258 147V145L261 144V143L258 144V141H259V140H261V142H262L261 146L264 145V143H263L264 141H262V139L264 140V137L261 136V135L264 136V128H263V126H264V119H263V118H264V114H263V112H260V111H264V109H260V110H259L258 107H257V105L259 104V102H262V103L264 102V100H263V99H264V98H263V97H264V95H263V94H264V82L262 81L261 76H260V74H259L260 69H261V70H264V63L262 64V66H261V64H257L256 61H252L253 59H252V60L250 59V58H252V56H251V57L248 56V57H249V58H247L248 61H247L246 63H244L247 59H246V60H245V59H242V56L240 57V56H239L240 54L238 53L239 55L236 54V55H238V56L236 57V59L241 58L240 60H241L242 62H243V61H244V62H243V64H242L241 66H236L235 64H233V65L229 64V63L232 61L231 59L228 58L227 60H225L227 57L225 58V55H224V57H223L222 50H221L220 52H219V50H217V52H215L214 55L212 54V56L210 55ZM221 53H222V55H221ZM247 53H249V52L247 51ZM200 54H201V55H200ZM192 55L190 54V56H192ZM208 55H209V56H208ZM263 55H264V54H263ZM190 56H189V57H190ZM193 56H192V57H193ZM194 57H193V58H194ZM199 57H198V59H199ZM204 57H205V58H204ZM254 57H253V58H254ZM190 58H191V57H190ZM207 58L212 59V60L210 61V60L207 59ZM224 58H225V59H224ZM249 59H250L251 61H250ZM214 60H215V62H214ZM218 60H219V61H218ZM230 60H231V61H230ZM201 61H202V60H201ZM201 61H199V62H201ZM209 61L211 62V64H214V65L217 63L216 66H213V65L210 66L211 64H209ZM213 62H214V63H213ZM219 62H220V63H219ZM222 62H223V63L225 62V63H224L225 65H224ZM227 62H228V63H227ZM248 62H249V63L252 62L253 64H248ZM226 63H227L228 65H226ZM231 63H232V62H231ZM200 65H201V63H200ZM207 65H206V66H207ZM222 65H223V67H225V68H223ZM230 65H231V66H230ZM206 66H205V68H208V67H206ZM232 66H233V67L235 66L234 69H233L234 71H233L232 69H231L230 71H228V70L230 69L229 67L233 68ZM217 67H218V68H217ZM177 68H178V67H177ZM186 68H188L187 71H186V70H184V71L182 70V69H185L184 66L181 67V69L179 68L180 70H179V69L176 70V68H175V70H176V76H177V77H178V76L181 77V75H183L182 73H183V72H184V73L186 72V75H188V76H186V79L189 80V81H191V82H193V81H195V80L200 81V80L202 79L201 75H200V74L198 75V73H197L196 71L193 72L194 74L192 73V71L189 73V71H190V70H189V67H186ZM214 68H217L219 71H216L217 73H215V72H214V73H211V75L213 74L212 76H210V74L208 73L209 76H210V78H209L208 75H205V74H207V72H209L210 70H211V71H214ZM243 68H244V69H243ZM202 69H203V70H202ZM220 69H222V70H221L222 73L220 72ZM223 69H224V70H223ZM225 69H226V70H225ZM143 70H146V72H144ZM147 70H148V71L150 70V71H149L150 74L148 73ZM151 70H152L153 72H152ZM181 70H182V71H181ZM194 70H195V69H194ZM205 70H206V72H205ZM141 71H142V72H141ZM177 71H178V72H177ZM211 71H210V72H211ZM225 71H226V72H225ZM253 71H254V72H253ZM151 72H152V74H151ZM203 72H204V74H203ZM227 72H228V73H227ZM229 72H230L231 74H230ZM142 73H144V75H143ZM147 73H148L149 75H151V76H148ZM178 73H179V74L181 73V75H179ZM196 73H197V74H196ZM233 73H234V74H233ZM253 73H254V74H253ZM177 74H178V75H177ZM190 74H191L192 76H191ZM195 74H196V75H195ZM216 74H217L218 76H217ZM219 74H220V75H219ZM232 74H233V75H232ZM137 75H138V76H137ZM152 75H153V79H152ZM189 75H190V77H189ZM215 75H216V76H215ZM116 76H117V74L114 73V76H112V77L115 78ZM131 76H130V79L132 78ZM197 76H198V78L195 79ZM179 77H178V78H179ZM184 77H185V75H184L182 78H184ZM191 77H193V78H191ZM199 77H200L201 79H200ZM211 77H213V79H211ZM251 77H252V78H251ZM114 78H113V79H114ZM138 78H139V77H138ZM149 78H150V79H149ZM206 78H207V79H206ZM214 78L218 79V81H217L216 79H214ZM125 79H126V80L128 79L127 76H126ZM125 79H124V80H125ZM148 79H149V80H148ZM192 79H193V80H192ZM194 79H195V80H194ZM199 79H200V80H199ZM210 79H211V80H210ZM251 79H252V80H251ZM260 79H261V80H260ZM111 80H112V79H110L109 81H110L111 83H113L114 81L112 82ZM114 80H115V79H114ZM203 80H201L200 82L203 83V84H206L205 82H203ZM209 80H210V81H209ZM220 80H221V83H222V84L219 83ZM147 81H148V82H147ZM153 81H154V82H153ZM211 81H212V82H211ZM213 81H214V82H213ZM110 82H108V83L112 86V84H111ZM210 82H211V83H210ZM217 82H218V83H217ZM108 83H106V85L104 86L105 89H110V88H109L110 86H109ZM114 83H115V82H114ZM114 83H113V84H114ZM149 83H151V84H153V85H154V83H155V85H154L155 87H154V88H155L156 92H155V90L149 88V87H152V88H153V85H150ZM212 83H213V84H212ZM107 84H108V85H107ZM148 84H149V86H148ZM208 84H206V86H208ZM218 84H219V85H218ZM220 84H221V85H224V86H221ZM115 85H116V84H114V87H116ZM216 85L218 86V88H217ZM259 85H260V86H259ZM184 86H186V84H185ZM189 86H190V85H189ZM189 86H188V84H187V87H189ZM209 86H208V87H209ZM106 87H107V88H106ZM114 87L112 86V89H113ZM156 87H157V88H156ZM219 87H220V89L222 88V89H221L222 91H220ZM149 89H151V91H149ZM210 89H211V90H210ZM234 89H235L236 91H235ZM152 90H153V92H152ZM262 90H263V91H262ZM218 91H219V92H218ZM224 91H225V93L223 94ZM228 91H229V92H228ZM231 91H233V92L231 93ZM56 92H57V90H56ZM149 92H150V93L152 92V93L150 94ZM157 92H158V93H157ZM220 92H221L222 94H221ZM234 92H235V93H234ZM261 92H262V93H261ZM217 93H218V94L220 93V94H219L220 96H219ZM230 93H231V94H230ZM233 93H234V94H233ZM238 93H239V94H238ZM156 94H158V95L161 94V95H163V96H161V95L156 96ZM237 94H238L239 96H238ZM85 95H86V94H83L84 97H85ZM164 95H165V96H164ZM217 95H218L219 97H218ZM222 95H223V96H222ZM225 95H226V96H225ZM232 95H233V96H232ZM262 95H263V96H262ZM210 96H211V98H210ZM221 96H222V97H221ZM224 96H225V97H224ZM227 96H230L231 98H230V97H227ZM237 96H238V97H237ZM244 96H245V97H244ZM213 97H214V98H213ZM232 97H233V100H230V99H232ZM261 97H262L263 99H261V100L258 99V98H261ZM165 98H166L168 101H166ZM215 98H216V99H215ZM219 98H220V100H219ZM227 98H228V99H227ZM238 98H239V99H238ZM245 98H247V99H245ZM249 98H251V99H249ZM255 98H257V99H255ZM156 99H157V100H156ZM160 99H161V100H160ZM210 99H212V100L210 101ZM226 99H227V101H226ZM235 99H236V100H235ZM248 99L251 100V101H253V103H254V100H255V102H256V100H259V102L257 101L258 104L255 103V104L252 105V103H249V100H248ZM252 99H253V100H252ZM158 100H159V102H158ZM162 100H163V104H162V102L160 103V101H162ZM215 100H216V101H215ZM218 100L221 102V104L218 103V102H219ZM228 100H229L230 103L228 102ZM234 100H235V101H234ZM246 100L248 101V103H247ZM156 101H157V102H156ZM164 101H165V103H164ZM223 101H226V103H227V102H228V103H227V104L225 103V104H226V105H225ZM251 101H250V102H251ZM153 102H150V103H152V104L154 105ZM167 102H168L171 106H169V104H168ZM216 102H217L218 104H220V105L224 104L225 107L227 106L226 108H228L229 105H232V106L234 105V106H235V109H234V106H233L232 109H231V108H230V109L228 108L229 110H225V109H223V108H225L224 106H222V107L220 106V107L222 108V109H221V108L218 106V104H217ZM236 102H240L241 104L239 105V103H236ZM243 102L246 103V107H245V104H242ZM172 103H173V105H172ZM174 103H175V105H174ZM208 103H209V104H208ZM213 103H215V104H213ZM233 103H236V104H233ZM165 104H167L168 106L165 105ZM210 104H211V105H210ZM250 104H251V105H250ZM263 104H264V103H263ZM160 105H161V106H160ZM163 105H164V106H163ZM180 105H181V104H180ZM238 105L241 107L240 114H239V112H238V111H239L238 109H240V108H238V107H239ZM247 105H249V107L251 106V107L249 108V110H248V108H247ZM97 106H99V105H97ZM155 106H156V104H155ZM155 106H154V107H155ZM165 106H166V108H165ZM172 106H174V108H173ZM177 106L179 107L180 111H179V109L177 108ZM206 106H208V108H207ZM210 106H211L210 110H212V106H213V108H214V110H212V112L209 110V107H210ZM232 106H231V107H232ZM243 106H244V108H243ZM252 106H253L254 108L256 107L255 109H258V112H259V113H256L257 111L254 110V108H253ZM152 107H153V106H152ZM154 107H153V109L156 108V107H155V108H154ZM163 107H164V109H163ZM167 107H169V108H167ZM171 107H172V108H171ZM175 107H176V108H175ZM182 107H183V108H182ZM215 107H216L217 110L215 109ZM218 107H219V108H218ZM229 107H230V106H229ZM236 107H237V109H236ZM104 108L106 109V107L98 108V109H99L98 111H100L99 114L101 113L100 115H101L102 117L105 116L107 120L110 119V120L113 121V122L115 121V123L117 122L116 124H122V125L126 124V123H124V122H126V121H124V120H123L124 122H123L122 120H120V122H118L119 120H118V121L115 120L118 116H115V115H114V117H115V118H114L113 115L109 114V113L112 112V111L109 110V113H108V109H106V111H107V113H106V111H105ZM181 108H182L183 110H182ZM184 108H187V110H186V109L184 110ZM245 108H247V109H245ZM100 109H102L103 111L100 110ZM156 109H157V108H156ZM174 109H175L176 111H175ZM218 109H219V110H218ZM220 109H221V111H220ZM243 109H244V111H243ZM170 110H171V111H170ZM172 110H173V112H172ZM181 110H182V111H181ZM208 110H209V111H208ZM215 110H216V111H215ZM232 110H236L237 113H236V112H235V113L238 114L239 116L241 115L240 117L244 116V117H242V118H245V117L247 118V119H243V121H242L243 123H242L241 128H240V131H239V132H240L239 135H241V132H242L241 137L244 136V137H243V140H242L241 142H239V141H234V142H233L232 139H234V138L238 135V133H237L236 136L233 138V136L235 135L234 130H233V131L228 130V131H225V132L223 131L224 133L227 132L226 135L223 137L224 133L222 132V123H223V125H224V124L229 120V118H230V115H229V114L225 115L224 112H225V111H226V112H227V111H232ZM246 110H247L248 112H246ZM104 111H105V112H104ZM167 111H168V112H167ZM184 111H185V112H184ZM187 111H188V113H187ZM194 111H195V112H194ZM205 111H207L208 113L211 112V113H210L211 115H210V114L208 115V113H207V114H204ZM214 111H215V112H214ZM242 111H243L244 113H246V115L243 114V113H241ZM252 111H253V113H251ZM189 112H190V113H189ZM192 112H193L194 114H193ZM198 112H200L199 115H197ZM218 112H219L220 114H221V112H223V113L220 115ZM254 112H255V113H254ZM104 113H106V114H104ZM158 113H159V115H160V114H161V115L159 116ZM164 113H165V115H163ZM166 113H167V114H166ZM172 113H174L175 116H174V114H172ZM176 113H177V114H176ZM180 113H181V114H180ZM191 113H192L193 115H192ZM212 113H213V114H212ZM214 113H216V115H214ZM217 113H218V114H217ZM249 113H250V114H249ZM99 114H98V115H99ZM103 114H104V115H103ZM108 114H109V115H108ZM113 114H114V113H113ZM170 114H172V115H170ZM184 114H185V116H184ZM186 114H188L189 117H188ZM200 114H201V116H200ZM242 114H243V115H242ZM254 114H255V115H254ZM100 115H99L98 117L101 118ZM162 115H163V116H162ZM167 115H168V116H167ZM178 115H179V116H178ZM202 115H205V117H203ZM206 115L209 116V117H211L212 119L206 117ZM219 115H220V117H218ZM222 115H224L225 117H222ZM260 115H261L262 117H261ZM109 116H111V118H112V117H113V118L111 119ZM161 116H162V117H161ZM177 116H178V117H177ZM213 116H215V120H214ZM216 116H217V117H216ZM227 116H229V117H227ZM247 116H248V117H247ZM254 116H255V117H254ZM257 116H258L259 118H258ZM105 117H103V120H104ZM139 117H140V116H139ZM159 117H160V118H159ZM163 117H165V118L167 117L168 119H169V117H170V120H168V119H164ZM171 117H172V118H171ZM174 117H176V118H174ZM182 117H181V118H182ZM185 117H186V118H185ZM200 117H202V118H206L207 120H204V119H202V118H200ZM256 117H257V119H256ZM108 118H109V119H108ZM173 118H174V119H173ZM196 118H197V117H196ZM216 118H217V119H216ZM218 118H219V120L221 119L220 121H218L219 123H221V126H220V124H217V123H218V122H217ZM222 118H223V121H222ZM225 118L227 119V121L225 120ZM249 118H250V120H252V121H250ZM251 118H254V119H251ZM113 119H114V120H113ZM117 119H118V118H117ZM120 119H121V118H120ZM132 119H133V118H132ZM132 119H130V121H131L132 123L135 122V124H136V125L134 124V126H136V127H134V131H136L137 133H139V132H140L139 130H140L141 128H144V126L142 125V120H141V118H138V116L134 117V119H136L135 121H134V119H133V120H132ZM162 119H163V120H162ZM171 119H172V120H171ZM260 119H261L262 121H261ZM137 120H138V121L140 120V121L137 122ZM160 120H161V122H160ZM167 120H168V121H167ZM200 120H201V122H200ZM244 120H245V121H244ZM256 120H259V122H258V121L256 122ZM144 121H145V120H144ZM198 121H199V123H198ZM212 121H213V122H212ZM260 121H261V123L263 122V124H261ZM136 122H137V123H136ZM147 122H148V121H147ZM214 122H215L216 125H218V128H217V126L214 124ZM216 122H217V123H216ZM250 122H251V124H252L251 126H249V125H250ZM254 122L257 123V127H260V125H259L258 123L261 124V127H262V128H259V129H261V130H259V129L256 127V124H254ZM140 123H141V125H140ZM145 123H146V122H145ZM210 123H211V124L213 123V124L211 125ZM137 124H138V126H137ZM165 124H166V123H165ZM197 124H200V125H197ZM202 124L205 125V126H203ZM206 124H207L209 127H208ZM209 124H210V125H209ZM167 125H168V124H167ZM243 125H244V126H243ZM246 125H248L249 127H253L254 130L257 128V130L254 131L253 128L251 129V128H249V127L246 126ZM253 125H255V126H253ZM258 125H259V126H258ZM262 125H263V126H262ZM141 126H142V127H141ZM200 126H201V127H200ZM219 126H220V127H219ZM245 126H246V127H245ZM124 127H125V128H124ZM124 127H122V128H124L125 130H124V129H121V127H120L119 129H120L121 131L118 129L120 132L118 131L119 134H117V135L121 136L122 138H123V135H124V137H126V136H127L126 132H129V130H130L126 125H124ZM126 127H127V128H126ZM204 127H205V128H204ZM206 127L208 128V130L206 129ZM212 127H213V128H215V127L217 128V129L215 128V129H216V132H215V130H214V132L212 131L214 134L210 131V132L212 133V137H213V138H214L215 135L218 134V132L221 133V134L215 136V138H217V137H218V138L221 137V138L217 139V140H219V141H217L215 138H214V139H215V141H214V140L212 139L211 135L209 134V132H208V133L206 132V131H209L210 128H211V130H213ZM242 127H245V130H246V131H244ZM200 128H201V129H200ZM250 129H251V130H250ZM197 130H198V131H197ZM200 130H201V131H200ZM217 130H219V131H217ZM247 130H248V132H247ZM122 131H123V133H122ZM124 131H126V132H124ZM243 131H244V132H243ZM253 131H254V132H253ZM256 131H257V132H256ZM261 131H262V132H261ZM200 132H201V133H200ZM202 132H203L205 135H206V134H207V135L205 136ZM205 132H206V133H205ZM236 132H237V131H236ZM249 132H250L251 134H250ZM113 133H114V132H113ZM113 133L111 134L112 136H113ZM115 133H117V132H115ZM120 133H122V134L120 135ZM247 133H248V134H247ZM252 133H259V134H254V135H253ZM261 133H262V134H261ZM201 134H202V135H201ZM222 134H223V135H222ZM227 134H228V136H227ZM229 134H231V135H229ZM260 134H261V135H260ZM88 135H89V133H88ZM117 135L114 134V136H117ZM200 135H201V136H200ZM257 135L259 136V138H260V136H261L262 138H261V139H258V137H256ZM198 136H199V137H198ZM204 136H205V137H204ZM226 136H227L228 138H226ZM229 136H230L232 139H231ZM249 136H251V137H249ZM252 136H253V137H252ZM110 137H111V136H110ZM110 137H108L107 140H110V139H111ZM207 137H208V139H207ZM237 137H239V136H237ZM245 137H246V138L248 137V139H245ZM255 137H256V138H255ZM210 138H211V140H212L214 143L210 140ZM252 138H253V139H252ZM203 139H205V140H203ZM206 139H207V141H206ZM221 139H222V140L224 139V140L222 141ZM230 139H231V140H230ZM254 139H255V140H254ZM257 139H258V140H257ZM208 140H209V142H210V141L212 142V145H211L212 148H211V146L209 145L211 142L209 143ZM226 140H228V141L226 142ZM229 140H230V141H229ZM246 140H247V142H246ZM220 141H221V142H220ZM216 142H218V143H216ZM222 142H225L226 145L228 144V146H226L225 144L223 145ZM236 142H237V143H236ZM255 142H256V144H258V145H256ZM259 142H260V141H259ZM208 143H209V144H208ZM243 143H244V144H243ZM215 144H216V145H215ZM217 144H218V146H217ZM220 144H221V145H220ZM246 144H247V145H246ZM254 144L257 146V148H255L256 146H255V147L253 146ZM214 145H215V146H214ZM222 145H223V146H222ZM232 145H233L234 147H233ZM176 146H177V149H176ZM195 146H196V147H195ZM209 147H210V148H209ZM215 147H216V148H215ZM217 147H218V148H217ZM228 147H229V149H228ZM230 147H231V149L234 148V150H233V151L230 150ZM238 147H239V148H238ZM240 147H241V150H242V148H244L243 150H245V152H247V153H245V152L243 151V152H244V153H243L244 155H243V154L241 153L242 151H240ZM253 147H254V148H253ZM195 148H196V149H195ZM237 148H238V149H237ZM252 148H253V149H252ZM262 148L264 149V146H262ZM165 149H169V150H165ZM216 149H217L218 152H216ZM247 149H248V151H246ZM251 149H252V151H251ZM256 149H259V150L256 151ZM144 150H147V149L144 148ZM191 150H192V151H191ZM206 150L209 151V152H206ZM214 150H215V151H214ZM227 150H228V151H227ZM236 150H237V152H238V150H239L240 153H239V152L237 153ZM234 151L236 152V153L234 154L236 158H235L234 156H232L233 153H234ZM255 151H256L257 153H256ZM220 152H221V153H220ZM252 152H253V153H252ZM254 152H255L257 155H256V154L254 155ZM258 152H259V153H258ZM179 153H180V154H179ZM203 153H204V155H205V156H204L205 158L202 156ZM205 153H206V154H205ZM219 153H220V154H219ZM251 153H252V154H251ZM11 154H13V153H10L9 156L11 157V160H12V159L15 157V153H14L13 155H11ZM200 154H202L201 156H202L205 160H204L201 156H199ZM222 154H223V155H222ZM231 154H232V155H231ZM238 154H239V155H238ZM241 154H242L243 156H245V155H246V156H245V157H242ZM250 154H251L252 156L254 155V157H253L254 159L250 156ZM191 155H192V156H191ZM197 155H198L199 157H198ZM240 155H241V156H240ZM195 156H196V157H195ZM206 156H209V157H207L208 160H206V159H207ZM215 156H216V157H215ZM224 156H225V157H224ZM237 156H238V157H237ZM12 157H13V158H12ZM192 157H193V158H192ZM210 157H213V158L210 159ZM214 157H215V158H214ZM233 157H234V158H233ZM183 158H184V159H183ZM216 158H217V159H216ZM224 158H225V159H224ZM227 158H228V162L231 161L233 164H232L231 162H230L231 164H229V163L227 162V160H226ZM229 158H231V159L229 160ZM251 158H252V159H251ZM187 159H188V160L190 159V160H193V161H190V163H189V161H188ZM213 159H215V160H213ZM218 159H220V160H218ZM238 159H240V160H238ZM242 159H243V160H242ZM262 159H263V160H262ZM194 160H195V161H194ZM217 160H218V161H217ZM224 160H225V162L222 164V162H223ZM186 161H187V162H186ZM197 161H199V162H197ZM203 161H204V164H203ZM208 161H209V162H208ZM235 161H236V162H235ZM194 162H196V163L194 164ZM200 162H202V163H200ZM210 162H211V164H210ZM215 162H216L217 164H216ZM237 162L240 163L239 165H241V168L244 169V170H242L241 172L237 169L238 167H240V166H238V163H237ZM244 162H245V163H244ZM199 163L202 165V167H201V165H200ZM205 163H206V164H205ZM207 163H208V164H207ZM219 163H220V165H222L221 167H224L225 164H226V166H227V164H229L227 167H229V166H231V165H234V166H235V164H236V165H237V166H235L236 169L234 168V166H231V167H233L236 171L238 170L239 172L236 173V171H234L231 167H229V169H231V170H229V171H228V170L226 171V169H228L227 167H224V168L221 169V167L219 166ZM241 163H242V164H241ZM252 163L256 164L258 167H257L256 165H253L252 167L249 168L248 165H249V164L252 165ZM192 164H193V165H192ZM196 164H198V165H196ZM213 164H214V165H213ZM244 164H245V165H244ZM258 164H259V165H258ZM204 165H209V166H212V167L204 166ZM223 165H224V166H223ZM242 165H244V167H242ZM251 165H250V166H251ZM140 166H141V167H140ZM156 166H157V168H156ZM198 166H199V167H198ZM218 166H219V167H218ZM245 166H246L247 168H246ZM207 167H208V168H207ZM213 167H214V169H211V168H213ZM254 167H256L257 169H253ZM145 168H146V169H145ZM191 168H192V169H191ZM197 168H198V169H197ZM209 168H210V170H208ZM215 168H216L217 170H216ZM225 168H226V169H225ZM203 169H205V170H203ZM239 169H240V168H239ZM246 169H248V170L250 169V170H249V171H246V172H243V171H245ZM251 169H252V170H251ZM136 170H137V171H136ZM183 170H184V171H183ZM212 170H213L214 172H213ZM232 170H233L234 172H233ZM240 170H241V169H240ZM147 171H148V173H147ZM149 171H150V172H149ZM210 171H211V172H210ZM218 171H219V172H218ZM252 171H255V172L252 173ZM186 172H187V173H186ZM221 172H224V173H226V174L224 175V173H223V175H222ZM230 172H231V173H230ZM232 172H233L234 174H233ZM247 172L249 173V176H248ZM256 172H258V173H256ZM232 174H233V175H232ZM236 174H237V175L240 174V175H242L243 177L245 176V178L247 177L249 180H248L247 178H246V180H247L248 182L250 181V182H249L250 184H248V182H245V178H243V177H242V180L239 179V176H238V179H236V178H235V177H237ZM252 174H254V175L251 176ZM255 174H256V175L258 174V178H257V176H256ZM157 175H158V176H157ZM175 175H176V176H175ZM186 175H187V176H186ZM214 175H215L216 178L214 177ZM220 175H221V176H220ZM229 175H231L232 177L234 176V178L230 177ZM235 175H236V176H235ZM20 176H21V173H19V175H17L18 178L15 177V180H18V179L21 180L22 177H23V173H22V176H21V177H20ZM160 176H161V177H160ZM188 176H189V177H188ZM212 176H213V177H212ZM224 176L226 177L225 179H224ZM19 177H20V178H19ZM182 177H183V179H182ZM227 177H228V178H227ZM229 177H230L231 181H229V180H230ZM161 178H162V180H161ZM184 178H185V179H184ZM217 178H218V179H217ZM240 178H241V176H240ZM250 178H252V180L254 179V182H256V185H257V186H255L256 189H257L259 186H261V187L258 188L259 190L257 189L258 191H257V190L255 191L254 185H252V183H251V182H253V181H251ZM255 178H256V179H255ZM163 179H164V180H163ZM215 179H216V181H215ZM219 179L221 180V182H220ZM226 179H228L229 185L227 184L228 182L226 183V181H227ZM232 179H233V180H232ZM262 179H263V180H262ZM239 180H240V181H239ZM243 180H244V181H243ZM217 181H218V183L220 182V184H218ZM223 181H224V182H223ZM242 181L245 182V183H244L245 185H250V186L252 185L251 188H250V186H249V188H246V187H248V186H245V187H244V186H243L244 184H243ZM158 182H159V183H158ZM212 182H213V183H212ZM214 182H215V183H214ZM232 182H233V183H232ZM234 182H235V184H236V182H237V185H233ZM240 182H242V183H240ZM254 182H253V184H255ZM171 183H172V184H171ZM221 183H222V186H224L223 184H225V188H227V186H229V188H227V189H229L228 191H230V189H231L232 186L235 187V189H233V187H232V189L235 190L236 193H235V191H233V190L231 189V192H230L231 194L228 192L227 195H226V193H225V195H224L223 193H224V192H227V191H226L227 189L225 190V189L221 186ZM239 183H240L241 185H240ZM246 183H247V184H246ZM211 184H212L213 186H212ZM238 184H239V185H238ZM260 184H261V185H260ZM218 185H220V187H219L220 190H222L221 188H223L224 190L219 191V190H218ZM230 185H231V186H230ZM210 186H211V187H210ZM216 186H217V187H216ZM236 186H237V190H236ZM238 186H239V188H241V189H244V188H245L244 191L241 190V189H239V190H240V191H239V190H238ZM112 187L114 188V189H113V188L110 187V188L112 189V191L115 190V189H117V188L114 187V186H112ZM214 187H215V188H214ZM252 187H253V188H252ZM128 188H129V186H128V187L126 186V189H125V190H124V189L122 190V188H121V189L118 188V192H119V190H122V191L119 192V193L117 192V194H118L121 198H124V200H125V196L127 195V190H128ZM213 188H214V189H213ZM260 188H261V190H262L263 192L260 191ZM262 188H263V189H262ZM210 189H211V190H210ZM248 189H251V190H248ZM253 189H254V190H253ZM216 190H217V191H216ZM245 190H247V191H245ZM252 190L255 191L253 195H252ZM124 191H125V192H124ZM210 191H211V192H210ZM214 191H215V192H214ZM232 191H233V192H232ZM238 191H239L240 193H242V194H244V193L246 194V193H247V194H246V195H248L247 197H249V196H250V193H251V196L249 197L250 200L247 198V201H246V199H245L246 196H244L245 194H244L243 197H242V195H241ZM241 191H243L244 193L241 192ZM208 192H209V194H208ZM237 192H238L239 195H237ZM257 192H258V193H257ZM260 192H261V194H260ZM120 193H121V194H120ZM213 193H217V194H213ZM220 193H221V199H222V201H221L220 197H219V198H215V199H214V200L216 201L215 203H217V201H218V202H220V201L223 202V199H225V200L228 199V203H227V202H223V203H220V204L217 203V204H216L217 206H216V205L214 206L215 203H214L213 197H215L214 195H218V194H220ZM232 193L235 194L236 198H235V196H234ZM211 194H213V195H211ZM229 194H230V196H229ZM257 194H258V195H257ZM122 195H123V196H122ZM124 195H125V196H124ZM193 195H194V194H193ZM231 195H232V196H231ZM212 196H213V197H212ZM218 196H219V195H218ZM218 196H216V197H218ZM224 196H226V197L223 198ZM256 196H257V197H256ZM258 196H259V197H258ZM204 197H205V198H204ZM255 197H256V198H255ZM201 198H202V197H201ZM201 198H199V202H201ZM232 198H235V202H231V200H233ZM241 198H242L243 200L240 201V202H242L241 205H243V207H242V206H238V204L240 203L239 200H241ZM251 198H252V199H251ZM191 199H193V198H191ZM210 199H212L213 201L210 200ZM255 199H257V200H255ZM195 200H196V199H195ZM197 200H198V198H197ZM236 200H237V201H236ZM244 200H245V201H244ZM253 200H252V201H253ZM191 201H194V200H191ZM233 201H234V200H233ZM243 201H244V202H243ZM255 201L258 202V203H256ZM260 201H261V202H260ZM204 202H205V203H204ZM211 203L213 204V205H212L213 208L211 207L212 210L209 209V208H207V207H210V206H211ZM226 203H227V204H226ZM235 203H236V204L238 203L237 206L234 205ZM218 204H219L220 206H218ZM221 204H222V205H221ZM224 204H225V205H224ZM229 204H231V206H233V209H232V210H231L232 207H230ZM239 205H240V204H239ZM234 206H235V209H234ZM205 207H206V209L204 210ZM219 207H220V208H219ZM228 207H230V210H229V211H231V212L228 211V209H229ZM238 207L240 208V210L238 209ZM241 207H242L243 209H242ZM261 207H262V208H261ZM214 208H215V210H213ZM236 208H237V209H236ZM203 210H204V212H207V210H209V211L207 212V213H209V214L204 213ZM236 210H237L238 212H235ZM257 210H256V211H257ZM135 211H136V210L130 211L131 213L127 211L128 214H126L127 212H125L126 217H125V215H123V216H124V218H126V221H127V219H128V220L130 219V222H129V223H131V222H132V223H135V221H136V223L134 224V226L137 224V225H136L137 228H138V225H139V228H138V229H140L139 231H138V229H135L137 232H141V230L143 231V232H141V233H137V240L135 239L136 236H135V237L133 236L135 233L132 234V231L134 230V229H132V228H135V227H132L133 224H131V230H128V229L130 228V224H129L128 222H126V223H128L129 225L126 224V223H124V225H128V226H129V228L126 226V227L128 228V229H127V228H126V229H127L128 231L131 232V235L134 237L135 241H139V242H140V240H141V242H140V243L138 242V243H137L138 245L136 244L137 247H132V249H131V246H132V245H131V246L128 245L129 248H128V246H124V247H122V250L119 249L118 251L121 250L120 252H123L121 255H124V253H125V255H126L127 257H126L125 255H124V258H123L122 256H120V257H122V258H120V260H123V259H124L123 261H120V260H118V259H119V253H118L117 256L115 257V259H112L113 261L116 260V262H117V263H114V264H119V263L124 264V263H123L124 261H125V264H126L127 261H129V260H130V261H129L130 263H129V262H128V263H129V264H133V263H131V262H134V261H131V260H132L131 258H132V257L135 258V256H136V258H137L138 255H140L141 257L138 256V257L140 258V260H136V262L139 261L140 264H142V263L144 264V262H145V264H149V263L152 262L153 260H154V261L152 262L153 264H159V263L161 264V263H162L161 260H163V259H165V260H163V263H164L165 261L167 262V263H165V264H169V262H170V264H171V262H172V264H177V263L180 264V262H179V259H180V258H181L182 260L185 261V258H186V257L184 256L185 254L183 255V252H182V247H183V249L185 250V246H184V244H183L182 242L177 243V244L180 246V247H179V246H177L176 244H174V242H171V243H170V242H169V239H166V241L168 240L167 242L170 244V249H171V247H172L171 244H173L174 249H173V250H172V249L170 250V249H169V245H166L167 242H165V240H164V239L167 238L168 235L171 233V231H170L171 229L169 228V230H168V227H170V224H169V223H170V222H169L170 220H168L169 217L166 218L167 216H166V217L164 216L165 218H163V216H162V220L165 219V221H162V224L165 222L164 225H161V222H160L161 220L158 221V222L160 223L161 226H164V227H165L166 225H167V226L169 225V226L167 227V230H165L166 227L163 228V230H164V234H162L160 237H161V238H163L164 236H165V237H164V239H162V241H163V242H162V241L159 239V238H160L159 235L161 234V232H163V230L161 231V228H162V227L159 225L158 222H157V224H156L153 228L159 229L160 232H159L158 230L155 229V231H157V232H159V233L153 231V230H154V229H153V230H152V233L150 234V237H149V236L147 237L148 239H146V236H145V238L142 237V236H144L143 234H144L146 231L144 232V229H142L143 227L140 225V222H139V221H138L139 223L137 222V220H139V217H140V216H138L137 213H136L137 211H136V212H135ZM210 211H212V213H211ZM261 211H262V212H261ZM132 212H133V214H132ZM220 212L223 213L224 211H223V212L220 211ZM239 212H240V213H239ZM129 213H130V214H129ZM200 213H202L205 217H206L207 215H210V216L207 217L208 219H206L207 222L205 221L204 216H203L202 214H200ZM230 213H231V215H230ZM232 213H233V214L236 213V214H234V215H235V218H234V216H233ZM238 213H239L240 215H239ZM259 213H262V214H259ZM138 214H139V213H138ZM193 214H194L195 217H196L197 214H200L204 219H202V217H199V218L202 219V221L204 222V224H203V222H202L201 220L198 219V216H200V215H197L196 218H197L198 220H195L196 218L193 217ZM211 214H212V215H211ZM87 215H88V214H87ZM87 215H83V217H84V216L87 217V219L84 217V220H85V219L87 220V221L85 220V221L83 222L84 224L87 223V222L90 223V221H89L90 218H89V217H91L92 214H91V216H89V217H88ZM131 215H132V216H131ZM133 215H134V216H133ZM139 215H140V214H139ZM129 216H131L132 218L135 217V216H138V217H136V218L134 219V221H133V219H132L131 217H129ZM190 216H191L192 219H194V220L189 219ZM213 216H214V215H213ZM231 216H232V217H231ZM239 216H240V217H239ZM229 217H231V218H229ZM227 218H228V219H227ZM136 219H137V220H136ZM166 219H167V220H166ZM189 220H190V221H189ZM230 220H231V221H230ZM192 221H193V222H192ZM194 221H195V222L197 221V223H199V222L201 221V223H200V224H196V223H194ZM198 221H199V222H198ZM167 222H168V224H167ZM205 222H206V225L208 224L206 227H205ZM229 222L227 223L229 227L226 226V228H228L227 232L229 233V232L231 231L229 234H235V238L237 237L238 239H241L240 236H242V235L239 233L240 231H239V228L237 227L239 224H238L237 220L234 221V222L232 221L233 223L237 222V223H236L237 226L233 225L232 222H231V223H229ZM89 223L85 224V225H87V226L84 225L85 227H84V231H83V233H84V235H86V236H90L89 234H90L91 231H92V230H91L92 227H90L91 225H89ZM188 223H189L190 225H188ZM211 223H212L213 226L211 225ZM195 224H196V226H195ZM201 224H202V226L204 225V226H203L204 228L201 226ZM230 224H231V225H230ZM88 225H89V226H88ZM124 225H123L122 227H125ZM157 225H158V226H157ZM192 225H194V228H195V229L192 227ZM199 225H200V226H199ZM209 225H210V226H209ZM188 226H189V227H188ZM208 226L211 227V228H210L211 231L209 230V228L207 229ZM232 226H233V227H232ZM86 227H87V228L89 227V229H90L91 231H90L89 229H87ZM122 227H121V228H122ZM187 227H188V229H187ZM200 227H202V229H200ZM231 227H232V228H231ZM192 228H193V229H192ZM197 228H199L200 230H198ZM205 228L207 229V230H206L207 233L204 232V231H205ZM213 228H214V229H213ZM126 229H125V230H126ZM196 229H197V231H196ZM212 229H213V231H212ZM86 230H88L87 233H86ZM111 230H112V229H111ZM123 230H124V228H123ZM127 230H126V231H127ZM187 230H188V232H187ZM193 230L196 231V234H197L200 238H199L197 235H196L197 237L195 236V231L193 232ZM208 230H209L211 233H210ZM89 231H90V233H89ZM119 231L121 232V230H119ZM126 231H125V233H127ZM168 231H170V232L168 233ZM198 231H199V232H198ZM200 231H202V234L200 233ZM233 231H234V232H233ZM111 232H113V230H112ZM120 232H119V233H120ZM130 232H128V234H130ZM133 232H135V231H133ZM197 232H198L199 234H198ZM203 232H204L205 234H203ZM215 232H217V229L215 230ZM153 233H156V234H153ZM167 233H168V234H167ZM190 233H191V234H190ZM237 233H238V235H237ZM87 234H88V235H87ZM91 234H92V233H91ZM112 234H113V233H111V235H112ZM138 234H139V235H138ZM158 234H159V235H158ZM135 235H136V234H135ZM140 235H141V236H140ZM151 235H152V236L155 235L156 237H158L157 239H159V240H157V239H154V240H153V238H156V237H155V236L152 237V240L154 241V242H152V245H151V241H152V240H151ZM157 235H158V236H157ZM200 235H201L202 237H203V235H204V236L207 235V238H208V239H209L210 236H211V237H210V239H209L208 241H206V239H205L206 236H205L204 239H203ZM209 235H210V236H209ZM236 235H237V236H236ZM139 236H140V238H139ZM166 236H167V237H166ZM193 236H194L195 238H194ZM141 237H142V239H141ZM189 237H190V239H189ZM192 237H193V238H192ZM239 237H240V238H239ZM88 238H89V237H88ZM237 238H236V239H237ZM138 239H140V240H138ZM199 239H200L201 241H200ZM202 239L205 240V243H203V244H202ZM238 239H237V240H238ZM145 240H147V241H145ZM195 240H196V241L198 240V241L196 242ZM142 241H143V242H142ZM148 241H150V243H148ZM156 241H157V242H156ZM158 241H159V242H158ZM170 241H171V240H170ZM194 241H195V242H194ZM238 241H239V240H238ZM238 241H237V242H238ZM242 241H244V240H240V242H242ZM145 242L148 243V244H146V245L143 244V245H142V243H145ZM161 242H162V244H160V245H156V243L159 244V243H161ZM164 242H165V244H164ZM198 242H199V243H198ZM203 242H204V241H203ZM154 243H155V246H153ZM168 243H167V244H168ZM252 243H253V242L251 241L250 244H252ZM139 244H141L142 246L139 245ZM149 244H150V245H149ZM163 244H164V247L162 246ZM181 244H182V245H181ZM199 244H200V245L202 244L203 246L201 245V247H204V249H202L201 247H199V246H200ZM210 244H208V246H209V247H207L208 249L210 248V246L212 247V245H210ZM237 244L239 245L240 243H237ZM253 244H254V243H253ZM253 244L251 245V247H246V250H247V249H248V250H252V248L254 249L255 246H253ZM174 245H175V246H174ZM198 245H199V246H198ZM143 246H145V248H146V246H147L146 249H147L148 251L150 250L149 253L151 252L152 248H154V250H157V253H156V251L153 250L152 252H154L155 254H154V253H150V254H148V251H146L145 248H144V250H142V251L140 250V251H139V249H142ZM150 246H151V248H149ZM156 246H157V247H156ZM158 246H160V249H159ZM161 246H162V248H161ZM166 246L168 247V248H166V249H167L166 251L168 252V249H169V254H167V252L164 251V249H165ZM176 246H177V247H176ZM181 246H182V247H181ZM216 246H217V248H216ZM216 246H214V250L217 249V251H219V248H220V247L218 248V245H217V244H216ZM220 246H221V245H220ZM140 247H142V248H140ZM173 247H172V248H173ZM120 248H121V247H120ZM123 248L126 249L125 252H124V249H123ZM134 248H135V249H134ZM137 248H139V249H137ZM148 248H149V249H148ZM177 248H178L179 251H177L176 253H174V250L177 249ZM249 248H251V249H249ZM133 249H134V250H133ZM161 249H163V250L161 251ZM180 249H181V252H182V253L180 252ZM187 249H188V250H187ZM201 249H202V251H201ZM211 249H213V248H210V249L208 250L209 253H207V256L210 255V256H212V258H211L210 256H208L207 258H206V257H205V258H202V259H201L202 262H201V260H200V261H197L196 259H194V260L197 262V264H198V262H199V264H201V263H202V264H205L206 261H207L206 263L208 264V263H209V260H208V259H214V258L216 257V254H217L218 252H214V250H212V252H213V253H212V252H210ZM129 250H130V251L133 250V251H135V253L139 251V252H138V255L135 254V253L132 251L133 254H135V255L131 257V254H132V253H131ZM203 250H204V252H205V255H204ZM246 250H245V251H246ZM118 251H117V252H118ZM127 251H129L131 254H130L129 252H127ZM145 251H146L147 255L145 254V255H146V258H143V257H145V255L143 254V252H145ZM160 251H161V252H160ZM171 251H172L173 253H172ZM215 251H216V250H215ZM158 252H160V253H158ZM170 252H171L172 254H171ZM179 252H180L181 254H179ZM194 252H195V253H194ZM234 252H235V251H234ZM248 252H249L248 254H247V252H245V253L247 254V255H246L245 253H242L241 251L238 250V251L236 252V254H237V255L240 254V253L244 254L243 257L246 258V259L242 258L241 261H243V259H244V262H246V261L248 260V261H249V264H250V262L252 263L254 260L256 261L257 264H263V263H264L261 259H258V257H255V256L253 257V255L250 254V251H248ZM127 253H128V255H127ZM141 253H142V255H141ZM164 253H165V254H164ZM192 253H193L194 255H193ZM211 253H212V255H211ZM129 254H130V256H129ZM133 254H132V255H133ZM173 254H174V255L176 254V256H174ZM197 254H198V255H197ZM201 254H203V255H201ZM242 254H241V255H242ZM148 255H149V256H148ZM150 255H151L152 257L154 256L155 258H154V257L151 258ZM155 255H156V256H155ZM157 255H159V256H157ZM162 255H163V256H162ZM165 255H167L168 257H165ZM169 255H170L171 257H173V258L170 257L171 260H175V261H171L170 258H169ZM172 255H173V256H172ZM178 255H179V256H178ZM180 255H181V256H180ZM182 255H183V257H185L184 259H183ZM192 255H193V257H192ZM196 255H197V256H196ZM199 255H201L202 257H199ZM217 255H218V254H217ZM221 255H222V254L220 253V256H221ZM237 255H236V256H237ZM250 255H251L252 257H251ZM128 256L131 257V258H129ZM142 256H143V257H142ZM177 256H178V257H177ZM194 256H195V257H194ZM234 256H235V255H234ZM236 256H235L234 258H235V259H238V256H237V257H236ZM248 256H250V257H248ZM147 257H148V259H147ZM156 257H157V258H156ZM158 257H159L160 259H159ZM179 257H180V258H179ZM191 257H192V259H191ZM222 257H223V255H222ZM127 258H129V259L127 260ZM134 258H133V260H134ZM139 258H137V259H139ZM142 258H143V259H142ZM168 258H169V259H168ZM174 258H175V259H174ZM177 258H178V259H177ZM247 258H248V259H247ZM253 258H254V259H253ZM141 259H142V260H141ZM150 259H151V261H150ZM166 259H167V260H166ZM206 259H207V260H206ZM251 259H253V261H252ZM1 260H2V261H4V260H5V261H8L9 259H1ZM1 260H0V261H1ZM11 260H12V259H11ZM17 260L19 261V260H22V259H17ZM31 260H32V259H24V264H27V263L29 264V262H30ZM117 260H118V261H117ZM143 260H144V262L141 263L140 261H143ZM147 260H149V262H147ZM168 260H169V262H168ZM204 260H206V261H204ZM245 260H246V261H245ZM250 260H251V261H250ZM257 260H259V261L257 262ZM155 261H156V262H155ZM159 261H160V262H159ZM184 261H182V262H184ZM186 261H188V258H187ZM186 261H185V262H186ZM260 261H261V262H260ZM11 262H12V263H11ZM11 262H10V263L13 264L14 261H11ZM136 262H135V263H136ZM146 262H147V263H146ZM173 262H174V263H173ZM182 262H181V264H182ZM190 262H191V264H192V263H193V264H196V262H193V261H190ZM190 262H187L186 264H190ZM200 262H201V263H200ZM203 262H204V263H203ZM0 263H1V262H0ZM14 263H15V262H14ZM128 263H127V264H128ZM139 263H138V264H139ZM152 263H151V264H152ZM163 263H162V264H163ZM253 263L256 264L255 262H253ZM136 264H137V263H136ZM183 264H184V263H183ZM246 264H248V263H246Z\"/></svg>","mask_w":264,"mask_h":264}]
</instances>
